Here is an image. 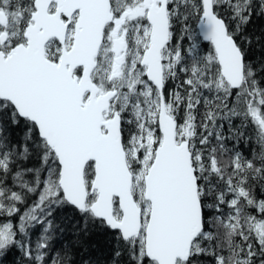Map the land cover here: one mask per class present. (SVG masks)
<instances>
[{
  "label": "snow or ice",
  "instance_id": "snow-or-ice-1",
  "mask_svg": "<svg viewBox=\"0 0 264 264\" xmlns=\"http://www.w3.org/2000/svg\"><path fill=\"white\" fill-rule=\"evenodd\" d=\"M0 264H264V0H0Z\"/></svg>",
  "mask_w": 264,
  "mask_h": 264
},
{
  "label": "trees",
  "instance_id": "trees-1",
  "mask_svg": "<svg viewBox=\"0 0 264 264\" xmlns=\"http://www.w3.org/2000/svg\"><path fill=\"white\" fill-rule=\"evenodd\" d=\"M257 24L261 23L260 21H256ZM202 47L207 50L210 46L207 45V43L202 42ZM89 243L91 245H93L92 248H90V253L96 257V256H100L102 251H106V245L104 244V237L102 235L100 236H94L91 238V240L89 241ZM11 259V258H9Z\"/></svg>",
  "mask_w": 264,
  "mask_h": 264
}]
</instances>
